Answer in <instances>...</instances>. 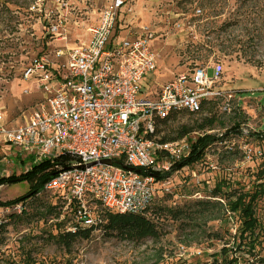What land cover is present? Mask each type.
Segmentation results:
<instances>
[{
	"label": "rangeland",
	"instance_id": "obj_1",
	"mask_svg": "<svg viewBox=\"0 0 264 264\" xmlns=\"http://www.w3.org/2000/svg\"><path fill=\"white\" fill-rule=\"evenodd\" d=\"M9 1L10 11L0 2V110L14 123L23 121L41 100L35 86L23 81L24 68L39 58L53 65L64 62L68 49L88 38V27L115 0ZM122 1L115 38L134 35L140 26L154 32L157 66L142 83L143 95H155L161 85L194 65L214 62L221 65L220 87L237 91L240 103L230 113L215 107L216 121L208 129L212 131L204 133L217 138L204 151L216 168L196 161L171 178L168 192L158 190L141 214L155 225L156 233L142 238L101 230L62 242L58 235L68 232L73 212L64 208L55 191L45 188L21 204L20 211L0 207V264H210L209 255L231 246L239 227L232 212H198L201 202L219 199L213 196L217 187L257 192L256 217L264 228V138L258 136L264 130V0ZM52 24L58 25L55 34L48 29ZM208 74L213 75L211 68ZM24 88L30 92L24 93ZM208 115L206 109L194 116L179 115L160 127L161 135ZM234 122L239 131L231 132ZM31 162L37 163L0 141V178L19 174ZM28 189L27 182L0 185V201ZM101 209L95 214L102 220ZM253 260L255 256L244 254L239 263Z\"/></svg>",
	"mask_w": 264,
	"mask_h": 264
},
{
	"label": "built area",
	"instance_id": "obj_2",
	"mask_svg": "<svg viewBox=\"0 0 264 264\" xmlns=\"http://www.w3.org/2000/svg\"><path fill=\"white\" fill-rule=\"evenodd\" d=\"M122 4L115 0L104 10L88 27V38L68 49L64 62L53 65L39 58L24 68L23 81L35 86L41 100L23 121L13 123L0 110V141L34 162L68 158L56 164V174L44 188L72 209V233L78 228L101 232L103 220L95 214L99 207L142 214L158 190L168 192L171 178L190 167L175 165L188 157L197 136L212 130L164 140L158 132L164 119L179 111L199 112L210 103L230 113L240 103L236 90L220 87L218 62L194 65L161 85L155 95H143L142 83L157 66L154 32L140 26L134 35L115 38ZM48 29L55 34L58 25ZM203 157L198 166L216 168L208 154ZM12 207L20 211L21 204Z\"/></svg>",
	"mask_w": 264,
	"mask_h": 264
},
{
	"label": "trees",
	"instance_id": "obj_3",
	"mask_svg": "<svg viewBox=\"0 0 264 264\" xmlns=\"http://www.w3.org/2000/svg\"><path fill=\"white\" fill-rule=\"evenodd\" d=\"M3 9L8 10L6 5L9 4V0H0ZM215 105L210 103L202 108L201 111L196 113H189L187 111H179L173 113L167 119H164L161 123L166 125L169 121L177 120L179 115L194 116L201 114L203 109L208 110L209 114L206 117L196 119L192 126L187 124H180L175 129H173L172 134L170 132L161 135L164 140H172L176 138H181L186 134L194 131H204L206 129H212L215 123V118L213 111ZM239 125L234 122V127L230 131H239ZM158 132L162 131L158 129ZM225 135V134H224ZM261 136L264 138V130L261 132ZM217 138L214 135L203 134L202 136H197L191 143V151L184 160L175 165V168H182L185 165H190L203 157L206 147L215 142ZM68 158L55 159L52 162L50 160H42L37 163L31 162L29 168L21 171L19 174L11 173L9 176L0 178V185L3 184H15L19 182H27L29 184V189L25 194L19 195L15 198L0 201V207H12L16 204H23L27 199L34 197L39 192L44 190L46 183H48L56 174V164H62L67 161ZM174 169V168H173ZM229 190V192H228ZM222 189V187H217L213 191L214 197H219L225 199L224 203L219 200L215 201H205L201 202L202 207L198 212L212 213L213 210L217 209L219 212L229 211L237 215L239 218V227L236 229L235 236L232 240V244L223 245L219 251L211 253L209 256L212 258L210 264H240V260L244 254H249L255 256V260L252 264H264V256L262 258L256 257V253L259 251L264 252V228H260V221L256 217V199L257 192L248 194L237 193L231 189ZM225 205V209L223 205ZM102 222L99 223L101 230H105L104 233L110 234L112 230H117L118 233H124L125 236L131 238H142L147 235H155L156 227L150 222L144 215L141 214H118L111 213L108 211H103ZM180 215V212L178 213ZM187 215V213H186ZM185 215V216H186ZM190 217V216H189ZM105 219V222H104ZM92 228H78L74 233L68 231L62 235H58V238L64 242L76 237H88L91 233ZM216 238H219V234H214ZM262 237V238H261ZM261 238V240H259ZM235 240V241H234ZM259 246V247H258ZM258 248V252L256 251Z\"/></svg>",
	"mask_w": 264,
	"mask_h": 264
},
{
	"label": "water",
	"instance_id": "obj_4",
	"mask_svg": "<svg viewBox=\"0 0 264 264\" xmlns=\"http://www.w3.org/2000/svg\"><path fill=\"white\" fill-rule=\"evenodd\" d=\"M106 163H109L110 161L109 160H105ZM93 163H90L89 165H91ZM129 169V168H128ZM137 171H139V169H137Z\"/></svg>",
	"mask_w": 264,
	"mask_h": 264
},
{
	"label": "crops",
	"instance_id": "obj_5",
	"mask_svg": "<svg viewBox=\"0 0 264 264\" xmlns=\"http://www.w3.org/2000/svg\"><path fill=\"white\" fill-rule=\"evenodd\" d=\"M25 82V81H24Z\"/></svg>",
	"mask_w": 264,
	"mask_h": 264
}]
</instances>
